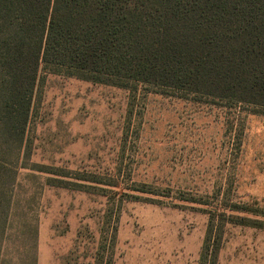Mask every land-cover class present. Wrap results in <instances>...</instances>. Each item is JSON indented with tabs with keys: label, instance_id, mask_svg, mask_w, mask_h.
Masks as SVG:
<instances>
[{
	"label": "rangeland",
	"instance_id": "obj_1",
	"mask_svg": "<svg viewBox=\"0 0 264 264\" xmlns=\"http://www.w3.org/2000/svg\"><path fill=\"white\" fill-rule=\"evenodd\" d=\"M40 76L3 264H200L212 215L217 264H264V110Z\"/></svg>",
	"mask_w": 264,
	"mask_h": 264
},
{
	"label": "trees",
	"instance_id": "obj_2",
	"mask_svg": "<svg viewBox=\"0 0 264 264\" xmlns=\"http://www.w3.org/2000/svg\"><path fill=\"white\" fill-rule=\"evenodd\" d=\"M43 70L264 110V0H0L1 231L22 209L18 169L37 167L26 129ZM222 239L212 215L200 264Z\"/></svg>",
	"mask_w": 264,
	"mask_h": 264
}]
</instances>
